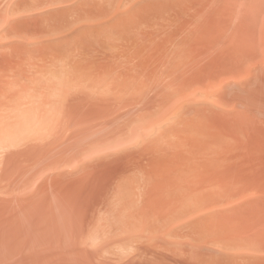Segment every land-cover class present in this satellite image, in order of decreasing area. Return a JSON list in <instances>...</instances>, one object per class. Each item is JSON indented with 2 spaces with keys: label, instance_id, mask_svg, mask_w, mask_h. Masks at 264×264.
Here are the masks:
<instances>
[{
  "label": "bare ground",
  "instance_id": "6f19581e",
  "mask_svg": "<svg viewBox=\"0 0 264 264\" xmlns=\"http://www.w3.org/2000/svg\"><path fill=\"white\" fill-rule=\"evenodd\" d=\"M0 264H264V0H0Z\"/></svg>",
  "mask_w": 264,
  "mask_h": 264
}]
</instances>
